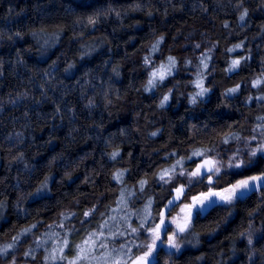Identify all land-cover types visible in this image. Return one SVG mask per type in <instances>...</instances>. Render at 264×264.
Returning a JSON list of instances; mask_svg holds the SVG:
<instances>
[{
  "label": "clouds",
  "instance_id": "clouds-1",
  "mask_svg": "<svg viewBox=\"0 0 264 264\" xmlns=\"http://www.w3.org/2000/svg\"><path fill=\"white\" fill-rule=\"evenodd\" d=\"M0 264H264V0H0Z\"/></svg>",
  "mask_w": 264,
  "mask_h": 264
}]
</instances>
